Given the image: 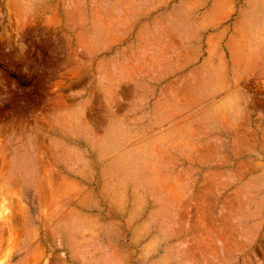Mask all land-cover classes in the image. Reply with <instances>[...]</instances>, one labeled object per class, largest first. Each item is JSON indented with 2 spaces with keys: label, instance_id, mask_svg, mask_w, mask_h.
<instances>
[{
  "label": "rangeland",
  "instance_id": "rangeland-1",
  "mask_svg": "<svg viewBox=\"0 0 264 264\" xmlns=\"http://www.w3.org/2000/svg\"><path fill=\"white\" fill-rule=\"evenodd\" d=\"M0 204V264H264V0H0Z\"/></svg>",
  "mask_w": 264,
  "mask_h": 264
},
{
  "label": "bare ground",
  "instance_id": "bare-ground-1",
  "mask_svg": "<svg viewBox=\"0 0 264 264\" xmlns=\"http://www.w3.org/2000/svg\"><path fill=\"white\" fill-rule=\"evenodd\" d=\"M1 205V204H0ZM6 205V204H5ZM8 205H9V203H8ZM14 207V206H13ZM12 224V226H13V223H11ZM5 226V225H4ZM13 229V228H12ZM15 230H16V228H14L13 229V231L15 232ZM17 231V230H16ZM9 232V231H8ZM6 233V232H5ZM13 234V233H12ZM9 235H11V234H9ZM13 236H15V235H13ZM2 241V236H0V242Z\"/></svg>",
  "mask_w": 264,
  "mask_h": 264
}]
</instances>
